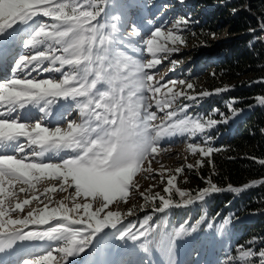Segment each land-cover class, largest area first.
<instances>
[{"label": "snow or ice", "instance_id": "snow-or-ice-1", "mask_svg": "<svg viewBox=\"0 0 264 264\" xmlns=\"http://www.w3.org/2000/svg\"><path fill=\"white\" fill-rule=\"evenodd\" d=\"M106 7L107 0H98L96 3H92L91 0L88 2L85 0H68V2L0 0V40L10 34L9 30L15 33L17 28L21 30V34L26 31L33 33L24 44V47L29 49L28 53L19 57L13 69L17 75L23 72V77L0 83V105L5 106L0 108V193L4 191L5 179L10 185L13 181L27 183L24 178L37 173L43 174L51 169L57 181L62 182L59 183V191L72 190L64 199L73 202L71 207L61 204L53 207L51 211L45 204L43 209L31 208L22 218L4 219L7 213L3 207L4 201L0 200V252L12 249L17 241H27L41 236L53 237L63 241V245L57 249L60 259L56 260V264H69V258L85 252L96 234L101 233L105 228L117 227L116 218H119L122 213L112 210L109 205L114 201L119 204L128 194L133 172L157 151V144L162 136H171L177 132L186 133L191 138L199 136V143L193 139L187 147L192 154L197 152L200 154L201 160L197 161V165L200 166H203L204 157H208L207 162L211 164V154L219 151L218 148H214L212 137L208 136L206 131L216 125L217 121L211 117L202 120L198 113L189 116L187 112V109L198 107L204 97L213 93L202 91L197 94L200 97L197 99V95H189L187 92H172L171 88H167V83L164 85H161L159 81L155 84L151 83L153 74L143 70L155 67L161 63V60L180 51L176 45L183 41L184 37L173 34V31H178L181 26L188 29L189 19L175 21L173 30L166 34L165 43L171 40L172 46L165 47L163 44L156 46V38L164 35L160 28H156L151 33V39L142 41L147 45V51L152 54L153 59L138 67L137 90L155 94L161 92V87L167 88L171 95H165L163 100L157 99L156 107L161 111L171 110L165 111L164 116L158 118L155 112L148 111L152 104L147 103L144 104L145 111L141 117L139 109L131 102H126L125 97L121 95L124 88L117 89L113 86L111 73L104 69L105 63L109 62V57L118 55L116 51L118 41L115 33L119 30L117 24L112 22L111 31L106 33L105 25L97 19L104 16ZM38 16L50 17L54 21L50 25L51 31L46 30L49 28L48 24L38 23L35 20ZM117 19L118 17H113V21ZM34 25H38V28L32 32ZM261 30H264V22H262ZM132 32L135 36L140 35L135 27ZM257 38L264 40V37ZM37 44L46 45V48L37 49ZM55 45L61 46L63 55L55 54ZM33 52L35 54H32ZM158 53L164 55L157 58ZM45 62L52 65V68H45L43 66ZM57 62H59V68L55 67ZM171 63L175 65L177 61L172 60ZM97 64L100 67L93 72L91 66ZM65 65L68 66L67 72L62 71ZM53 69L60 72L64 79L55 82L53 79L32 77L34 72L39 75ZM90 74H93L95 78L89 80ZM102 79L111 86L110 90L94 92L93 89ZM170 83L175 85L177 82L170 81ZM179 84L185 85V80H180ZM186 87L193 89L194 86L192 83H187ZM229 90L225 86L215 89V93ZM181 95L191 103H181L173 107ZM57 97L65 99L70 97L79 104L81 123L75 121L68 123L65 130L61 127L42 126L43 118L41 117H38L34 124L20 122L21 118L29 119L30 114L27 111L23 114L20 112L21 109H26L27 105L38 106L39 111L47 117L50 106ZM77 98L83 99L77 100ZM146 99L147 97L143 95L140 97L141 101ZM257 99L259 104L264 106V96H259ZM227 106L232 109L233 114L236 113L237 110L232 102H229ZM137 118L141 121L139 131L135 130L137 125L134 120ZM157 119L160 121L159 124H153L152 121ZM21 137L26 139L22 141ZM4 149H11V152ZM61 152L72 153L71 158L61 156L59 162H46V153L59 155ZM26 160L29 162L26 163ZM259 163L264 166V159L259 160ZM150 164L149 160V171ZM186 167L191 170L194 165L188 164ZM183 170V168H177L175 171L182 173ZM175 179L176 176H170L167 180L168 186L163 188L164 193H169L167 198L160 192L150 193L152 200L159 198L160 201L159 205H152L154 212L163 213L171 206L173 202L171 190ZM206 182L208 187L200 190L199 199L208 196L210 192L226 190L238 194L251 186L264 185V180H260L245 184L243 187H233L229 184L226 189H222L213 184L210 177ZM132 187H135V184ZM19 191L26 193L23 187ZM176 192L181 198L189 195L178 188ZM141 195L144 196V193ZM75 197L84 199L77 202ZM117 197L120 199L118 200ZM87 198L95 202V210H91L93 203L85 202ZM46 199L50 202V197ZM145 199L148 197L145 196ZM184 202L191 203L192 199ZM22 204H29V200H23ZM22 204L17 203L14 210L23 211ZM10 205L11 202H9ZM134 211L133 208H129L125 215H133ZM58 212L64 213L62 219L56 218ZM102 212L105 214L101 218ZM151 219V215L147 216L139 229L133 224L123 227L121 238L129 237L133 240L143 238L147 241L148 235L152 232L148 224ZM49 220H54L55 224H48ZM30 223L48 224V227L44 231H23ZM13 225L19 227L14 231H5L6 226ZM209 226L212 227V224ZM254 242L256 238L249 243ZM259 243L264 244V240ZM239 248L243 250L245 246L240 245ZM242 254L258 258V264H264V247H261L258 252L248 249L242 251ZM52 259L53 253L50 251L34 260H25L24 264H47ZM225 264H234V258L229 255ZM248 264H256V261H248Z\"/></svg>", "mask_w": 264, "mask_h": 264}, {"label": "rangeland", "instance_id": "rangeland-1", "mask_svg": "<svg viewBox=\"0 0 264 264\" xmlns=\"http://www.w3.org/2000/svg\"><path fill=\"white\" fill-rule=\"evenodd\" d=\"M63 2H68V0H63ZM85 2H88V0H85ZM91 2L96 3L98 0H91ZM172 4L177 9L180 6L179 2H173ZM174 7L171 6L170 12H166L165 14L167 9L160 1L107 0L104 16L97 17L99 22L105 25L106 33L111 31L110 24L112 22L117 24L119 30L115 33V38L118 41L116 45L118 55L109 57V62L105 63L104 69L108 73H111L113 77V86L117 89L120 87L124 88L121 95L125 97L126 102H131L133 106L139 108L141 117L145 111L144 104L147 103L152 104V107L148 109V111L155 112L158 118L163 117L165 111L171 110L165 109L161 111L156 107L157 99L163 100L165 95H171V93L167 91V88H171L172 92H186L183 88L184 85H180L179 81L185 80V85L187 84L188 77L186 76L191 69L189 55L193 49V42L191 40H188V42L186 41L188 32L186 31L187 29H184L182 26L178 31H173V34L184 37L183 41L178 42L176 45L179 47L180 51L172 53L171 56L161 60L160 64L151 69H143L153 74V81L151 83L155 84L157 81H159L161 85L167 83V88L161 87V92L154 94L147 91L141 92L137 90L136 86L138 67L153 59L152 54L147 51V45L143 44L142 41L151 39V33L155 31L156 28H160L161 33L164 35L156 38V46L159 47L163 44L165 47H169L173 44L171 40L165 43V36L170 30H173L175 21L183 19L181 18L182 14L177 12V10H173L175 9ZM151 11L156 14L151 15ZM113 17H118V19L113 21ZM156 19L158 20L155 21ZM36 20H39L38 23L48 24L49 28L46 30L51 31L50 25L54 23V21L50 17L38 16ZM93 23H95V21H93ZM133 27L139 30V36L133 34ZM37 28L38 25L33 27L32 32L37 30ZM31 34L33 33L28 31L20 34L17 40L18 49L11 55V60L7 65V70L11 71V74L5 77V82L23 77V72L19 73V75L14 73L16 76H13L12 72L19 57L28 53L29 49L25 48L24 44L27 43V37H29V39L31 38ZM36 48L42 50L46 48V45L37 44ZM55 52L56 55H63L60 45H55ZM32 54H35V52ZM162 55L164 54L158 53L157 58ZM172 60H176L177 63L173 65L171 63ZM43 66L45 68H52V65L48 62H45ZM55 67H60L59 62L56 63ZM91 67L94 72L100 65L97 64ZM62 71L67 72L68 66L65 65ZM32 77L38 79H53L55 82L64 79L60 72L54 69L39 75L34 72L32 73ZM94 78L95 76L93 74L89 75V80ZM170 81H176L177 83L173 85ZM125 85L127 86L125 87ZM76 86L79 87V85ZM110 87L107 81L102 79L97 83L93 91H109ZM142 95L147 97V99L141 101L140 97ZM60 98L61 97L55 98L53 104H55L56 101H62ZM183 98L182 95L179 96L173 107L183 103ZM69 99L71 98L69 97L66 100ZM78 99L81 98H77V100ZM57 104L56 102V105ZM61 105L67 107L64 101L63 103L61 102ZM3 107L5 106L0 105V108ZM26 107L29 108L30 106L27 105ZM74 107L78 114L73 113L71 117L72 121H68L65 125L63 124L66 120H64V116L60 114V109L58 107H56L58 109L51 108V110H53H50V114L44 117V113H38V106H32L30 109L32 110L31 119H21L20 122L34 124L37 122V118L41 117L43 118L41 121L42 126L53 128L55 125H60L56 127H61L66 130L68 123L73 121L78 123L80 120L82 121L79 104L75 102ZM20 112L22 113V110H20ZM187 112L188 115L191 116L192 113H190L189 110H187ZM125 114H127V109H125ZM54 116H59V120H61L62 123L50 122L49 118ZM236 118V114H231L224 120L235 121ZM159 122V119L152 121L153 124H159ZM134 123L137 125L135 130L139 131L140 119H135ZM193 139L199 143V136L191 138L188 137L186 133L182 134L177 132L171 136H162L157 144V151L152 153L149 159H146L140 167L133 172L132 180L129 182L130 187L128 194L119 204L114 201L109 205V208L112 210L122 213L119 218H116L117 227L105 228L101 233L96 234L85 252L69 258V264H118L123 256V252H120V250L125 252V261L122 260L124 261L123 264H225L229 255L234 258V264H248V261L253 260L258 264V258L244 256L242 251L254 249L258 252L261 247H257L256 244H253L245 247L243 250L239 248V246L242 245L241 242H239L242 232L241 225H238V223L244 221L241 220V216H235L233 212L228 211L224 213L222 208L218 210L215 209L209 214L206 208V202L187 203L189 204L188 207L179 210H167L168 212L165 214L154 212L152 205H146L145 194H148V197H150V193L155 192H160L162 195L167 194L163 192V188L168 186L167 180L170 176L174 175L176 179L178 178V180L182 181L184 174L183 172L176 173L175 170L177 168L185 167L191 163L197 164V161L201 158L200 154L198 152L192 154L187 147L188 143ZM71 155L72 154H69L65 157L71 158ZM149 160L151 161L150 171ZM52 161L59 162L60 159L50 160V162ZM27 162L29 161L26 160V163ZM161 177H163V179H161ZM24 179L27 183L13 181L11 185L5 179V183L3 184L4 191L0 193V200L4 201L3 207L7 213L4 219L22 218L31 208L39 207L43 209L45 204L48 205L49 211H51L53 207L61 204L67 207L72 206L73 202L71 200L64 199L72 190L59 191V183L62 182L57 181L53 170L48 169L43 174L37 173ZM176 179L173 181L174 187L172 189L176 191L178 188L183 191L176 183ZM133 184H135V187H132ZM21 187L26 189V193L19 191ZM141 193H144V196H142ZM34 197L36 199H34ZM46 197H50V202ZM25 199L29 200V204H22ZM81 199L84 198L75 197L77 202ZM117 199L119 200L120 198L117 197ZM199 200H204V198ZM41 201H43V203H41ZM9 202H11L10 206ZM85 202L93 203L94 206L91 210H95V202L91 198H87ZM17 203L22 204L23 211L14 210ZM171 206L173 205L171 204ZM129 208L135 210L133 215H125ZM106 211L107 210H105V212ZM104 214L103 212L101 213V218ZM33 215L35 216L36 213L34 212ZM63 215V212H58L56 218L62 219ZM149 215L152 216V219L148 221V224L152 228V232L148 235L147 241L143 238L137 240H133L129 237L121 238L123 227L133 224L139 229V226ZM225 221H227V223H225ZM48 224L54 225L55 221L49 220ZM48 224L37 225L30 223L23 231H44L48 227ZM210 224H212V227L209 226ZM17 227L19 226H6L5 231H14ZM193 229L195 230L193 231ZM101 236H103L102 242ZM32 240L35 242L36 249L40 252L33 250L25 254L24 251L17 261V258L13 254H10L8 262L5 264H24L25 260H34L46 255L50 251L53 253V259L48 261L47 264H56V260L60 259L57 249L63 245V241L44 236ZM21 246H23V244H21ZM22 249H24V247L19 250ZM147 249L148 251L151 249L152 254H154V259L152 254L150 257L148 256ZM100 251H102V254ZM10 253L12 252L10 251ZM0 264H4V261L2 260Z\"/></svg>", "mask_w": 264, "mask_h": 264}, {"label": "trees", "instance_id": "trees-1", "mask_svg": "<svg viewBox=\"0 0 264 264\" xmlns=\"http://www.w3.org/2000/svg\"><path fill=\"white\" fill-rule=\"evenodd\" d=\"M162 1L179 2L177 12L190 21L186 41L193 42V49L189 55L191 69L186 77L187 83L194 87L187 89L184 85V90L192 95L202 91L213 93L204 97L195 109L187 110L191 116L198 113L202 120L211 117L217 121L212 128L206 129L214 148L219 149L211 154L212 163L204 157L203 166L191 163L194 165L191 170L182 167L183 179L177 178L176 183L188 196L181 198L171 190L173 206L168 209L179 210L189 206L184 201L190 198L191 203L203 202L194 200L199 197L200 190L208 187L209 177L222 189L229 184L241 187L264 178V166L259 163L264 159V106L257 99L264 96V82H261L264 81V40L257 38L264 37V30H261L264 0ZM225 86L230 90L215 93V89ZM197 99H200L198 95ZM183 101L191 103L184 98ZM229 102L237 110L235 121L224 120L233 114L227 106ZM216 109L219 111H214ZM168 195L165 194V198ZM145 202L146 205H159L160 201L150 196ZM205 202L209 214L222 208L224 213L241 216L244 221L238 225H241L239 242L242 245L264 247L259 243L264 240V185L249 187L238 194L226 190L215 192ZM253 238L256 242L249 243Z\"/></svg>", "mask_w": 264, "mask_h": 264}, {"label": "bare ground", "instance_id": "bare-ground-1", "mask_svg": "<svg viewBox=\"0 0 264 264\" xmlns=\"http://www.w3.org/2000/svg\"><path fill=\"white\" fill-rule=\"evenodd\" d=\"M20 31L19 28H17V31L15 33H12L11 30H9L10 34L5 36L2 40H0V59H3L5 56V53L9 50L12 49V47L14 46V41L16 39L17 33ZM138 108V107H137ZM139 109V108H138ZM23 113H25V111H27V113H29V108L26 107V109H22ZM23 137H21L20 139H22ZM4 151H8L9 153L11 152V149H4ZM53 154H49L46 153L45 154V158L46 159H50L52 157ZM32 244L29 243L28 248H31ZM17 251V250H16ZM15 251V255L17 254ZM5 254V253H4ZM14 259V258H13ZM2 261V260H1ZM0 261V262H1ZM6 261V259H5ZM5 264V262H4Z\"/></svg>", "mask_w": 264, "mask_h": 264}]
</instances>
